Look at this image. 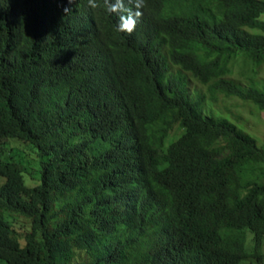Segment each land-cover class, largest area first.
<instances>
[{
  "label": "trees",
  "instance_id": "16d2710c",
  "mask_svg": "<svg viewBox=\"0 0 264 264\" xmlns=\"http://www.w3.org/2000/svg\"><path fill=\"white\" fill-rule=\"evenodd\" d=\"M98 3L0 0V264L260 262L264 0Z\"/></svg>",
  "mask_w": 264,
  "mask_h": 264
},
{
  "label": "rangeland",
  "instance_id": "374dc122",
  "mask_svg": "<svg viewBox=\"0 0 264 264\" xmlns=\"http://www.w3.org/2000/svg\"><path fill=\"white\" fill-rule=\"evenodd\" d=\"M242 62V61H241ZM243 64V63H242ZM239 66L236 62L231 65L232 72L230 73L229 77L233 78L238 82H245L248 83V76H252V79L257 84H261L264 81V63L257 68V71L253 73V71L248 70L249 67L243 69V65ZM176 70V67L172 68ZM249 71V72H248ZM186 74V72H184ZM253 73V74H252ZM189 76V74H187ZM189 90L190 93L193 94L194 91L198 90L199 92L203 93L206 91V86L201 84L199 81L191 78L189 76ZM219 100L213 106L214 111L219 112L222 115H225L230 120L238 123L241 125V118L238 120V117L241 115L245 119V126L254 133L259 142H264V111H260L256 107L248 104L247 102L242 101L238 97H223L221 94H218ZM250 245V242H248ZM251 247V246H250ZM250 251L251 248H250ZM242 263L244 264H264V243L262 246V257L260 262L256 261V258L250 257L245 259ZM241 263V264H242Z\"/></svg>",
  "mask_w": 264,
  "mask_h": 264
},
{
  "label": "clouds",
  "instance_id": "9594fccd",
  "mask_svg": "<svg viewBox=\"0 0 264 264\" xmlns=\"http://www.w3.org/2000/svg\"><path fill=\"white\" fill-rule=\"evenodd\" d=\"M72 0H69V3H71ZM88 4H89V7L95 9L96 7H99L101 6L99 3H98V0H88ZM114 0H104V4H103V7L105 8L106 11H112L114 9ZM145 6V0H135V5H133V9H138V8H142ZM70 9L69 8H66L64 11L67 12L69 11ZM142 15V13H141ZM135 18L133 17L132 18V21H134ZM126 31H129L131 32L132 30H134V27L133 29H125ZM169 65H170V70H172V75L176 74L177 72H182L178 66L174 65V63H172V61H169ZM173 67H176L177 69L176 70H173L172 68ZM171 77V74L170 76H168L166 79H169ZM190 93V92H189ZM191 94V93H190ZM10 139L7 141V145H11L10 144ZM65 197H68V195H65ZM250 247V245H248ZM249 251V254L248 256L246 257V259L250 258V257H253V258H256V261H258L257 259V256L256 254H252L250 253V249H248ZM245 260V259H244Z\"/></svg>",
  "mask_w": 264,
  "mask_h": 264
},
{
  "label": "bare ground",
  "instance_id": "6f19581e",
  "mask_svg": "<svg viewBox=\"0 0 264 264\" xmlns=\"http://www.w3.org/2000/svg\"><path fill=\"white\" fill-rule=\"evenodd\" d=\"M140 156V155H139Z\"/></svg>",
  "mask_w": 264,
  "mask_h": 264
}]
</instances>
